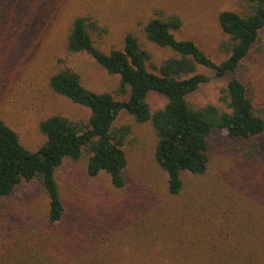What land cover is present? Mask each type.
Listing matches in <instances>:
<instances>
[{"label": "rangeland", "instance_id": "1", "mask_svg": "<svg viewBox=\"0 0 264 264\" xmlns=\"http://www.w3.org/2000/svg\"><path fill=\"white\" fill-rule=\"evenodd\" d=\"M242 3L0 0V117L18 132L23 145L35 150L45 139L38 127L40 120L54 113L75 120L89 116L88 108L50 89L52 73L65 65L80 74L88 89L105 92L116 88L117 74L108 73L88 53L67 50L66 38L75 16H90L96 22L98 28L92 31V38L101 50L121 48L124 35L131 31L152 53V61L159 64L172 52L148 41L141 27L157 12L175 13L183 22L176 36L192 39L220 63L226 58L221 46L227 35L218 22V13L239 10ZM198 71L210 79L187 96L189 102L196 106L221 104L220 89L230 75L219 77L205 67ZM235 75L264 114V29ZM147 100L151 110L166 103V98L154 91ZM122 124L131 126L123 145L127 165L122 188L115 187L106 172L89 176L88 155L84 153L77 160L64 159L56 170L65 205L59 223L47 221L49 199L38 180H22L11 194L0 197V264H42L49 250L71 239L79 247L71 252L70 264H145L157 257L177 263L171 255L174 246L146 238L150 233L145 230L160 223H171L174 235L188 238L205 234L209 254L213 243H220L221 238L233 241L243 249L238 252L240 260L218 251L228 255L225 264H264V131L245 139L230 137L225 129L215 130L209 136L206 172H183L182 190L171 195L167 174L154 158L156 137L150 122L137 123L122 111L115 125ZM80 245L89 253L81 259ZM147 247L152 254L147 253ZM184 247L189 254L190 245Z\"/></svg>", "mask_w": 264, "mask_h": 264}, {"label": "trees", "instance_id": "2", "mask_svg": "<svg viewBox=\"0 0 264 264\" xmlns=\"http://www.w3.org/2000/svg\"><path fill=\"white\" fill-rule=\"evenodd\" d=\"M217 18L227 35L221 46L226 58L220 63L214 62L192 39L176 36L183 23L179 15L155 13L141 30L148 41L172 52L155 64L152 53L141 45L133 32H126L121 48L105 52L96 47L92 38V31L98 28L96 22L90 16H75L66 38L67 50L88 53L108 73L119 76L118 84L112 91L96 92L85 87L80 74L69 66L64 65L52 73L48 80L50 89L88 108L89 116L85 120H75L54 113L40 120L38 127L45 139L35 150L23 145L18 132L0 117V197L11 194L22 180H38L49 199L47 221L59 223L65 214V205L56 181V170L64 159L77 160L84 153L88 155L89 176L106 172L112 184L122 188L127 165L123 145L131 132L129 124L115 125L122 111L132 115L137 123L150 122L156 137L154 158L167 174L171 195L182 190L183 172H206L209 136L215 130L225 129L230 137L245 139L264 131V114L235 75L241 60L264 29V0H243L239 10H222ZM199 67L208 68L219 77L230 75L220 89L218 100L221 104L196 106L187 99L210 79L198 71ZM151 91L166 98L163 107L151 110L147 100ZM170 227L171 223H160L145 231L150 233L146 238L152 243L161 241L163 245L175 247L171 255L178 262L172 264H225L228 255L240 260L238 252L243 249L233 241L221 238L223 241L213 243L209 254L210 244L205 234L200 232L187 238L174 235ZM185 244L190 245L189 254L184 250ZM77 247V241L63 240L62 245L49 250L42 264H70L73 261L70 260L71 252ZM146 251L152 254L150 248ZM218 251L228 255L224 257ZM88 255L80 245L78 258ZM200 255L202 257L195 261ZM145 264L169 263L157 257Z\"/></svg>", "mask_w": 264, "mask_h": 264}]
</instances>
